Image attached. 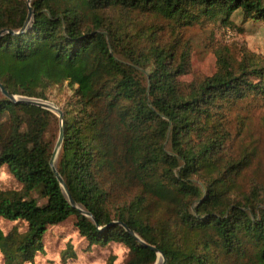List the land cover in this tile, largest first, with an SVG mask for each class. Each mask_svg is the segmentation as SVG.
I'll list each match as a JSON object with an SVG mask.
<instances>
[{
	"label": "trees",
	"instance_id": "obj_1",
	"mask_svg": "<svg viewBox=\"0 0 264 264\" xmlns=\"http://www.w3.org/2000/svg\"><path fill=\"white\" fill-rule=\"evenodd\" d=\"M136 13L227 29L237 13L264 23V0H0V83L23 99L0 95V171L22 186L0 190V218L27 224L0 230L6 264L32 262L48 228L73 216L91 246H126V264H155L158 252L165 264H264V190L238 193L250 161L227 155L228 111L264 101V59L219 53L214 75L184 87L187 49L178 58L151 34L140 48ZM66 84L56 169L75 207L50 165L59 119L29 101Z\"/></svg>",
	"mask_w": 264,
	"mask_h": 264
},
{
	"label": "rangeland",
	"instance_id": "obj_2",
	"mask_svg": "<svg viewBox=\"0 0 264 264\" xmlns=\"http://www.w3.org/2000/svg\"><path fill=\"white\" fill-rule=\"evenodd\" d=\"M233 26L222 29L213 23H200L186 28H179L172 22L149 15L132 14L128 19L129 29L133 34L134 42L140 48L148 46L147 35L151 34L150 41L161 46H172L180 58L187 49L189 55L186 73L178 78L184 87L198 83L214 75L218 69V54H228L240 59L243 53H253L264 59V23L254 22L244 15L237 13L231 18ZM1 95V91H0ZM72 96V90L67 84L62 88H53L49 92V100L62 110L66 101ZM53 112L59 119L58 114ZM63 112V111H62ZM2 130L8 132L10 122L8 117L1 121ZM228 130L231 135L227 144V155L233 160H239L248 155L250 164L237 179L238 193H249L257 186L264 190V101L259 98H250L247 101L233 106L228 111ZM59 126H50L47 139H59ZM56 146V144H55ZM54 146V149H55ZM53 149V151H54ZM59 153L55 157L56 166ZM21 184L11 175L8 167L0 171V190L21 191ZM236 198L241 199V194ZM39 198V194L31 195ZM235 198V199H236ZM41 205L45 200L40 199ZM76 217L51 226L44 237V252L38 253L34 260L25 264H126L129 260V249L120 243H110L107 246H91L83 238L75 226ZM24 222L9 221L0 218V230L5 236L16 230L26 231ZM0 264H6L5 255L0 249ZM155 264H162L161 256Z\"/></svg>",
	"mask_w": 264,
	"mask_h": 264
},
{
	"label": "water",
	"instance_id": "obj_3",
	"mask_svg": "<svg viewBox=\"0 0 264 264\" xmlns=\"http://www.w3.org/2000/svg\"><path fill=\"white\" fill-rule=\"evenodd\" d=\"M31 2V0H29V3ZM32 16H33V10L31 8V6L29 5V13H28V18H27V21H26V25L25 27L28 25V23L31 21L32 19ZM24 27V28H25ZM0 91L1 93L6 97L8 98L9 100L11 101H18V100H23L22 98H19V97H16V96H13L11 95L10 93H8L5 88L3 87V85L0 83ZM30 103L34 104V105H37L39 107H42L44 109H47V110H50V111H55L58 116H59V119L61 121V129H60V135H59V139L56 143V146H55V149L53 151V155H52V158H51V161H50V165H51V168L55 174V176L57 177L58 181L60 182V184L64 187V191L65 193L67 194L69 200H70V203L73 207L76 206V203L73 201V199L71 198V196L69 195L67 189L65 188L64 186V181L63 179L61 178L60 174L58 173L57 169H56V166L54 164V161H55V157L56 155L58 154V152L60 151L61 147H62V144H63V140H64V115H63V112L61 109H59L58 107L54 106L53 104H49V103H46L44 101H39V100H29ZM28 101V102H29ZM85 215L91 217V214L87 213V212H84L82 211ZM127 230L128 228L123 225ZM152 249L154 251H157L156 248L152 247ZM158 252V251H157ZM159 255L161 256V259H162V264H165L166 263V259L164 257V255L161 253V252H158V258H159ZM158 261V260H157Z\"/></svg>",
	"mask_w": 264,
	"mask_h": 264
}]
</instances>
